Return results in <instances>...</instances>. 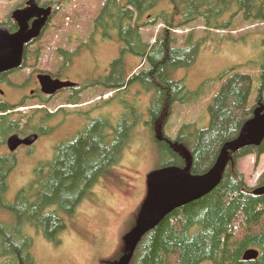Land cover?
Here are the masks:
<instances>
[{
    "label": "trees",
    "instance_id": "trees-1",
    "mask_svg": "<svg viewBox=\"0 0 264 264\" xmlns=\"http://www.w3.org/2000/svg\"><path fill=\"white\" fill-rule=\"evenodd\" d=\"M122 1L123 6L119 0H106L102 7L113 14L108 18L99 15L92 21L94 27L103 30L105 38L113 33L123 43L118 58L109 66L103 91L126 92L139 84L152 92L147 111L155 113L148 122L157 154L154 169L176 167L191 175H204L215 164L223 145L237 138L246 121L264 112V61L254 106L248 107L252 76L232 67L221 75L226 77L225 82L207 108V128L185 124L175 136H168L161 128L173 104H193L199 98L197 91L189 92L184 81L173 80L172 74L189 67L199 45L206 40L195 38L194 32H190L178 45L173 31L194 23H201L206 34L225 31L234 25L236 17L241 21L264 22V0H165L168 10L155 15L152 11L162 0ZM149 14L154 17L147 20ZM157 22L163 28L155 42H143L140 29ZM5 27L10 32L16 30L9 17ZM127 55L139 58L146 67L135 72L138 65L127 73ZM47 99L41 96L37 102L45 104ZM68 102L78 100L73 97ZM21 106V102L0 105V147L15 133H38L40 137L53 133L52 128H41L51 118L46 112V117L38 118L35 111L21 125L24 117L18 114L20 117L14 118L15 110ZM126 117L123 115L115 126L105 117H96L72 139L59 143L52 160L35 168L29 187L21 189L13 201L6 200L5 195L17 159L13 155L0 156V212L11 219V223L0 220L2 264H34L32 239L25 232L28 227L41 233L46 241L60 244L65 230L63 217L73 215L99 179L121 159L138 121L134 116L132 120ZM262 154L264 140L258 147L228 152L227 167L215 189L172 211L146 233L130 264H264V194L254 195V188L246 184L237 170L238 160L250 155L258 159ZM256 187H264V169L258 175ZM249 249L256 250L258 255L244 261L243 255Z\"/></svg>",
    "mask_w": 264,
    "mask_h": 264
},
{
    "label": "rangeland",
    "instance_id": "rangeland-1",
    "mask_svg": "<svg viewBox=\"0 0 264 264\" xmlns=\"http://www.w3.org/2000/svg\"><path fill=\"white\" fill-rule=\"evenodd\" d=\"M17 1L0 0V28L5 27L6 19ZM61 1H64V8L57 16L51 18L48 30L33 48L36 51L40 50L38 65L33 64L29 69L23 66L8 74L9 84L7 80H0V101L16 104L19 100H23L22 108L16 110L17 114L14 116L15 119L20 117L18 114L22 117L26 116L21 125L26 123L28 116L33 115L36 111L34 108L40 105L33 97H28L24 102V98L20 96V91L23 93L25 91L22 83L27 81L31 89L35 71L48 69L55 73L61 65V59L55 50L72 52L74 48L80 46L93 32L89 23L94 17V12L104 2V0ZM166 10L168 5L162 0L156 4L152 14ZM152 14L147 16V20L154 17ZM228 16L229 14L225 18ZM239 18H234V25L225 31L206 34L201 23L173 31L178 38V45L183 44L190 32H194L195 38L206 37V40L199 45L194 62L189 67L178 69L172 74L173 80L184 81L189 92L197 91L199 98L193 104H173L161 128L165 135L175 136L179 128L185 124L194 123L198 129L207 128L209 123L207 108L225 82L226 77L221 78V75L232 67H238V71L252 76L248 107L255 105L260 86L261 65L264 61V22L241 21ZM59 27H62L61 31H58ZM162 28L160 22L142 27L140 34L143 42L154 43ZM73 32L76 36L74 43H57L59 40H65V36ZM110 35V38H105L100 41L101 43L92 44L91 49H84L80 56L74 58V64L67 73L71 75L74 71L83 76L91 75L92 54L100 65L99 71H108L113 60L118 58L119 48L123 44L116 34ZM126 64L127 73L138 65L135 72L146 67L139 58L132 55L126 56ZM25 93L27 94L28 91ZM114 93L102 91L85 95L78 100V104L82 107L78 106L75 109L65 107L67 110L73 109L70 115L64 112L54 114L60 108L59 105L66 101V96L53 99L52 105L47 107L48 110L42 112L44 115L45 112L51 115L44 126L54 128L53 133L41 137L33 153L17 154V166L8 178L5 195L8 201H13L21 189L29 187L35 167L52 160L57 144L72 139L92 119L105 117L113 126L125 114L126 118L132 120L134 116L138 120L129 134V140L119 162L99 179L73 215L63 217L65 230L60 235V244L54 245L46 241L34 228H26V234L32 239L31 255L34 264H115L122 256L125 247L123 238L136 222L140 206L147 197V175L155 170L157 164L152 130L148 123L155 113L147 111L153 93L144 90L139 84L132 85L126 92H116L118 95L112 99L116 95ZM100 99L104 104L99 101ZM84 104L87 106H83ZM4 152L6 148L0 147V156ZM263 169L264 154L258 159L250 155L237 162L238 172L244 176L246 184L251 188L256 187L258 175ZM0 220L11 223V219L1 212ZM2 262L3 258L0 257V264Z\"/></svg>",
    "mask_w": 264,
    "mask_h": 264
},
{
    "label": "water",
    "instance_id": "water-1",
    "mask_svg": "<svg viewBox=\"0 0 264 264\" xmlns=\"http://www.w3.org/2000/svg\"><path fill=\"white\" fill-rule=\"evenodd\" d=\"M50 15V8L40 9L33 0L27 3L26 9L12 12L11 19L17 25L16 32L10 33L5 27L0 28V75L20 69L25 46L40 36ZM31 20L33 21L29 26ZM36 79L41 93L48 96L74 86L70 82L53 80L44 74L38 75ZM37 138L36 134L25 138L13 134L6 140V147L9 152H14L19 146L32 145ZM263 140L264 112L246 121L237 138L223 145L215 164L206 174L191 175L188 171L176 167L159 168L150 172L146 178L147 197L140 206L133 228L123 238L125 247L116 264H129L141 238L172 211L213 191L227 167L228 152L258 147ZM252 193L263 195L264 187H258ZM257 255L255 250L246 251L243 260H254Z\"/></svg>",
    "mask_w": 264,
    "mask_h": 264
},
{
    "label": "flooded vegetation",
    "instance_id": "flooded-vegetation-1",
    "mask_svg": "<svg viewBox=\"0 0 264 264\" xmlns=\"http://www.w3.org/2000/svg\"><path fill=\"white\" fill-rule=\"evenodd\" d=\"M29 1H31V0H18L16 2V4L14 5V9L11 11L10 15L15 10L26 9L27 3ZM119 1L121 3V6H123L124 1H122V0H119ZM33 2L40 9L50 8L52 11V14H51L52 17L51 18H53V16H55V15L57 16L60 13V10L64 8L63 7L64 1H61V0H56V1L33 0ZM105 3H106V0H104L102 6H104ZM102 6L99 7L96 10V12H94V14H93L94 17L92 18V21L95 18H97V16H99V15H102V16L104 15L105 17L108 18V15L113 14V12H109L106 8H103ZM114 12H116V16L118 17L119 16L118 11L115 10ZM9 20H10V18H9ZM104 20H106V18ZM32 21L33 20L29 21V26L31 25ZM50 21H51V19H50ZM50 21L48 22V25H50ZM78 23H79V21H78ZM48 25L46 24L44 32L41 34L40 38H42L45 31L48 30V28H47ZM61 28L62 27H59L58 31H61L60 30ZM90 29L93 30L91 35L86 37V39L82 42V44L80 46H78L76 49L74 48L72 52L65 51L63 49H56L55 50V53L61 59V61H60L61 65L58 67V69L55 73H52L48 69L35 71V76L32 74L35 79H34L33 87L31 89L29 87L30 83H28V82L26 84H23L24 82L22 83V88L25 91H24V93L20 91V96H22V98H24V102L27 101L28 97H33L36 99V101L37 100L40 101L41 96L42 97H48L46 104L39 103V101H38V103L40 105L37 108L32 107L36 110V116H38V118L44 116V113H42V112L44 110H48L47 107L52 105V100L53 99H59V96H61V97L66 96V101L63 102L62 105H59L60 108H58L56 110V112H54V114L64 112V113L70 115L73 109L77 108L78 106L82 107V105H79L78 102H76V103L68 102V101H70V98L74 97L75 99L79 100L83 96L89 95L92 92L101 93L103 91V89H105L107 87V78L109 76V74H108L109 70L108 71L104 70V72L99 71L100 65L97 63L96 57L93 54L91 55V59H92V63H93L91 75L83 76V74H80V73H77L74 71H73V74H71V75L67 73L69 68L71 66H73V64H74V58H77L78 56H80V54L84 51V49L89 50V49H91L92 44L101 43L100 41L105 39L103 30L100 31L99 29L94 27L93 23H91ZM16 30H17V25H16ZM16 30L14 32H16ZM40 38L38 40L30 43L28 46L25 47V54L23 56V59H24V68H26V69L31 68L33 66V64H35L36 66L38 65L39 58L41 57L40 50L38 49L36 51V49L33 50V48L36 46L37 43L40 42ZM64 39L65 40H63V41L62 40L57 41V43H74L76 41V36L73 32L72 34H68L67 36H65ZM39 74L48 75L53 80H58L60 82H70L74 86L70 87V88L61 89V90L57 91L53 96H44L41 93L40 87L36 81V76ZM1 79L7 80L8 84L10 83L8 80V75L3 76ZM26 91H28L27 94L25 93ZM116 91H118V90H116ZM100 97H102V96H100ZM99 101L101 103L103 102V104H104V101H102V99H100ZM20 102H23V100H21ZM2 104H5V103H3V101H0V105H2ZM83 106H87V105L84 104ZM65 107H69V108H73V109L67 110V109H65ZM23 117H24L23 119L26 118L25 115ZM41 128H45V127L41 125ZM52 130H54V128H52ZM36 134L38 135V133H36ZM19 137L24 138L25 136L19 135ZM40 138L38 135V139L34 144H32L30 146H20L17 148V150L14 153H12L10 155H13L14 158H17V154H19L20 152H24L27 155L33 153L35 151V145ZM38 166H36L35 168H37Z\"/></svg>",
    "mask_w": 264,
    "mask_h": 264
}]
</instances>
